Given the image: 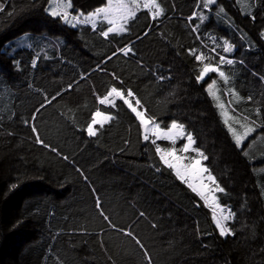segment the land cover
Here are the masks:
<instances>
[{
  "label": "trees",
  "instance_id": "16d2710c",
  "mask_svg": "<svg viewBox=\"0 0 264 264\" xmlns=\"http://www.w3.org/2000/svg\"><path fill=\"white\" fill-rule=\"evenodd\" d=\"M135 2L127 31L105 37L86 15L108 0H0V264H264V0H156V19ZM205 65L224 75L198 80ZM112 87L155 128L193 136L233 235L159 159L185 140L145 141L123 101L99 104ZM97 111L111 119L90 137Z\"/></svg>",
  "mask_w": 264,
  "mask_h": 264
},
{
  "label": "snow or ice",
  "instance_id": "6c2138e0",
  "mask_svg": "<svg viewBox=\"0 0 264 264\" xmlns=\"http://www.w3.org/2000/svg\"><path fill=\"white\" fill-rule=\"evenodd\" d=\"M203 2H204L205 8H207L208 6L213 5L215 3V0H203ZM116 7L118 9L123 10L118 18L114 19L108 15V13L113 8L111 0H109L108 8H100L97 10V12L92 13L89 16V18H92L96 15H99L100 13H105V19L107 20V23L109 25H111V27H109L106 31H104L102 33L105 37H107L109 35V33H112L114 31L116 33H122V32L127 31L126 25H127L128 20L130 18H134L135 14H136L135 11L133 10V8H139L140 4L136 3L134 0L132 6H129L128 4L121 3V4L117 5ZM144 7L152 10L151 15H152L153 19L159 18L163 15V9L159 6L158 3H156V0H150V2H148L144 5ZM2 8H3V5H0V10H2ZM52 14L57 15L58 13L53 12ZM66 17H67V14H65V18ZM261 35L264 36V33H262ZM121 51H124L125 54H127V52L131 51V49H126V50H121ZM213 51H215V49H213ZM223 51L225 53H229L232 51V47L228 43H225L223 46ZM201 58H202L201 56H196L197 60H201ZM224 59H225L224 56L220 57L221 61H223ZM228 63L231 64L232 61L228 60ZM218 71H219V69L217 67L205 65L203 70L201 71L199 77H198V80H203L205 75L209 72H218ZM219 74L221 76L224 75L223 72H220ZM161 79H163V77H161ZM214 83H215V81H214ZM69 88H71V85H69ZM132 97H134V93L132 92V90H128L127 96H125L123 90H118L116 87H112L111 90L108 91V93L103 98H98V102L101 105L111 104L113 107H115L116 106V103H115L116 98H119L121 101H123V104L127 105L128 108L131 109V111L135 114L136 118L139 120L140 125L143 128H145L146 134L144 135L143 138L145 141H148L149 140V135L147 134V132L149 131L148 125L151 123V121L145 118V115L143 112L138 111V107L140 104V101L138 99L136 100V106H134L131 103L129 98H132ZM41 107H44V105H41ZM38 111H39V109L37 110V113L33 114V121L35 120V116H36V114H38ZM101 116H102V114L99 111H97L93 114L92 120L86 128L87 134L90 137L96 136V134H97V132L94 128V126L96 124H100V126L103 127V125L111 119V117L107 116V115L103 116L102 119H97V117H101ZM25 124L27 125L28 121H25ZM229 131L232 132L233 129L229 128ZM253 131H254L253 128H248L245 131L243 137L233 133L234 142H235L236 146L242 147L243 139L246 138L248 135H250ZM32 132L36 136V142L41 144V145H44V141L42 139H40L38 130L35 127L34 123L32 125ZM152 134L155 135L157 137V139L163 137L164 139L170 140L173 145H175L177 138H184V136H185L183 125H178L176 122L172 123L171 130H169L168 132H162L159 128H156L152 132ZM186 139H187V142L185 144H183L182 147H180L179 152L187 153L190 150H194V151H197L198 156H200L202 159H207V157L204 156L202 151H200L199 149H193L192 146L195 143V140L191 134H187ZM153 143H155V141H153ZM44 146L50 147L48 145H44ZM249 146H251V145H249ZM156 152L159 154V159L162 161V163L165 166H167L169 169L174 170L175 174L178 178L183 180V182L187 183L188 187L190 189H192L193 192H196L198 196H200L202 199H205V201L207 202V196H206L205 191H204V189L207 188V185L203 184V182H202L200 188H197L193 183H189L187 180L184 179V176L187 173V170L190 168H194V167L196 168L197 173H209V170L206 167H198L201 163L200 159L191 158V159H193V163L184 164L182 161L188 160L190 158L189 157H183V158L180 157L178 155L175 147H173L171 149H164V148L157 146ZM208 179L213 184L216 183L215 178L210 173L208 174ZM201 180H202V177H201ZM12 187L15 188L16 185H12ZM216 190L223 191V189L220 188L219 185H217ZM209 191H212V189H209ZM96 207H97L100 215L103 216L104 220L108 221L109 226L112 227L113 229H115L116 226L111 223L110 217L104 212L102 202L100 199L96 200ZM141 215H143V213H141ZM228 219H229L228 215H223V214H221L219 216H217L215 214L213 215V220L216 223V228L219 229V234L222 237L225 235H233L234 234L232 232V230H230L228 227L225 226V221H227ZM118 231H123L125 235L133 236V238L136 239L137 244L141 243L138 238H135L133 233L128 232V231H124L122 229H118Z\"/></svg>",
  "mask_w": 264,
  "mask_h": 264
},
{
  "label": "rangeland",
  "instance_id": "374dc122",
  "mask_svg": "<svg viewBox=\"0 0 264 264\" xmlns=\"http://www.w3.org/2000/svg\"><path fill=\"white\" fill-rule=\"evenodd\" d=\"M141 2H142V4L143 5H145L146 3H148V2H150V0H140ZM111 2H112V5H113V8H112V10L108 13V15L111 17V18H118L119 17V15L121 14V12L123 11L122 9H118L116 6L117 5H119V4H121V3H124V4H127V2H126V0H111ZM108 6H109V0H108V4H107V6L106 7H104V8H108ZM134 10V9H133ZM97 12V11H96ZM93 13H95V12H93ZM90 14H92V13H90ZM90 14L89 15H86V18L89 20V21H91V23H93L96 19H97V17H99V16H101L103 19H105V13H100L99 15H96V16H94V17H92V18H89V16H90ZM106 20V19H105ZM264 33V32H263ZM263 37V39H264V36H262ZM221 71L219 70L218 72H217V74L218 75H220L219 73H220ZM208 74V73H207ZM207 74L205 75V77L207 76ZM221 76V75H220ZM204 77V78H205ZM209 88H211V89H213L214 88V85L213 84H209ZM146 118V117H145ZM97 119H102V117H97ZM147 119V118H146ZM148 129H149V131L147 132V134L148 135H152V132L156 129L154 126H153V124H149L148 125ZM142 130H143V132H144V134H146V130H145V128H143L142 127ZM162 132H168L169 130H171V126H170V128H168V129H166V130H163V129H160ZM185 132V131H184ZM186 136H187V134L185 133V136H184V138H177L176 139V141H178V140H181V139H184L185 140V142H184V144L187 142V139H186ZM155 138H157L156 136H155ZM159 139H161V140H166V141H169V142H171L170 140H168V139H164L163 137H161V138H159ZM183 146V145H182ZM179 147H181V146H179V145H177L175 148H176V150L179 148ZM193 149H195L194 148V144H193ZM183 153V152H182ZM188 153H194L195 154V157H193L194 159H200L201 160V163H200V165L198 166V167H204L203 166V164H202V161L204 160V159H202L200 156H198V154H197V151H194V150H190L189 152H187V153H183L184 155H179L180 157H190L189 156V154ZM184 164H190V163H193V160L192 161H190V160H183L182 161ZM173 172H174V174H175V171L173 170ZM175 176H176V174H175ZM177 177V176H176ZM201 177H202V180H201ZM178 178V177H177ZM179 180H181L180 178H178ZM184 179L185 180H187L189 183H193L197 188H200V186H201V183L203 182V184H205V185H207V188H205L204 189V191H205V194H206V196H207V202L205 201V199H202L203 201H204V203H205V205L207 206V207H209L210 208V210H211V212L213 213V215L215 214V215H217V216H219V215H221V214H223V215H228L229 216V219L227 220V221H225V226H226V223L230 220V213H229V211L226 209V208H224V207H222V206H220V205H217L216 203H215V193L218 191V190H216V186L208 179V173H197L196 172V168L194 167V168H190V169H188L187 170V173L185 174V176H184ZM182 182H183V180H181ZM185 183V182H184ZM186 185H187V183H185ZM188 186V185H187ZM209 189H212V191H209ZM192 190V189H191ZM194 193H196V192H194ZM197 194V193H196ZM200 197V196H199ZM201 198V197H200ZM215 225H216V223H215ZM218 231H219V229H218Z\"/></svg>",
  "mask_w": 264,
  "mask_h": 264
}]
</instances>
